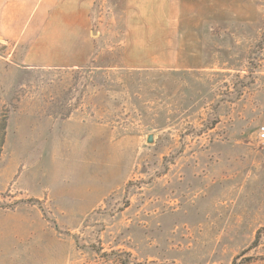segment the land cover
<instances>
[{
    "label": "rangeland",
    "instance_id": "rangeland-1",
    "mask_svg": "<svg viewBox=\"0 0 264 264\" xmlns=\"http://www.w3.org/2000/svg\"><path fill=\"white\" fill-rule=\"evenodd\" d=\"M252 4L126 26L99 4L80 67L26 68L0 41V229L19 222L31 264H264V0ZM30 10L0 6V25ZM172 28L181 52L155 56ZM127 30L147 67L124 61Z\"/></svg>",
    "mask_w": 264,
    "mask_h": 264
},
{
    "label": "crops",
    "instance_id": "crops-1",
    "mask_svg": "<svg viewBox=\"0 0 264 264\" xmlns=\"http://www.w3.org/2000/svg\"><path fill=\"white\" fill-rule=\"evenodd\" d=\"M99 4L121 7L123 10L121 21L125 26L131 23L147 22L177 25L185 22L205 24L211 22L213 12L222 13L220 9L213 10V8L234 6L244 8L253 5L252 0H0V6L31 8L28 15L18 14L11 18H3L2 23H5L3 22L5 20L10 22H7L9 23L7 26L0 25V41L5 45L12 44V49L21 48L23 51L21 63L26 68L83 66L90 60L95 48V36L92 35L90 26L95 15V8ZM230 19L237 20V18ZM46 23H60L63 26L51 27ZM67 23L81 28L83 36L75 35V27L69 30ZM171 30L169 35L172 44L169 45L166 42V46H161V52H154L155 56L169 55L170 51L173 56L174 51L181 52L179 40L184 35V30L180 29L181 32L178 28ZM202 30L198 34H187L185 31V38L204 40L206 30L204 27ZM88 31L90 34L87 33ZM132 33L138 34L130 30L123 33L121 40L123 59L131 67H147L145 63L148 62V58L143 56L147 52L142 50L143 44L134 40L135 36ZM139 36L142 38L143 35L139 34ZM76 38H80L79 42H76ZM163 47H165L164 51ZM188 49L187 54L191 55H195L198 51L197 45H192L190 42ZM160 59L159 57L152 61L157 66L164 67L167 61ZM175 62L186 66L179 55L176 56ZM187 67L191 68V66ZM19 226V222H16L11 227L0 229V264H31V261H35V251L31 250V240H26L25 237L18 238Z\"/></svg>",
    "mask_w": 264,
    "mask_h": 264
},
{
    "label": "built area",
    "instance_id": "built-area-1",
    "mask_svg": "<svg viewBox=\"0 0 264 264\" xmlns=\"http://www.w3.org/2000/svg\"><path fill=\"white\" fill-rule=\"evenodd\" d=\"M259 137L264 140V128L259 131Z\"/></svg>",
    "mask_w": 264,
    "mask_h": 264
},
{
    "label": "water",
    "instance_id": "water-1",
    "mask_svg": "<svg viewBox=\"0 0 264 264\" xmlns=\"http://www.w3.org/2000/svg\"><path fill=\"white\" fill-rule=\"evenodd\" d=\"M152 139H153V135H152V134H149V135L147 136V141H148V142H151Z\"/></svg>",
    "mask_w": 264,
    "mask_h": 264
}]
</instances>
